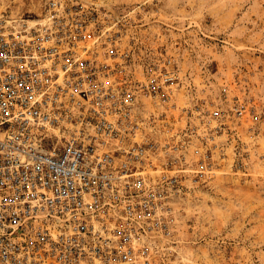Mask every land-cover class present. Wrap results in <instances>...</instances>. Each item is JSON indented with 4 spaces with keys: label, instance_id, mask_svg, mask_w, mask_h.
Segmentation results:
<instances>
[{
    "label": "built area",
    "instance_id": "built-area-1",
    "mask_svg": "<svg viewBox=\"0 0 264 264\" xmlns=\"http://www.w3.org/2000/svg\"><path fill=\"white\" fill-rule=\"evenodd\" d=\"M122 38L94 1H0V264H150L169 233L188 151L153 142L144 105L180 76Z\"/></svg>",
    "mask_w": 264,
    "mask_h": 264
},
{
    "label": "rangeland",
    "instance_id": "rangeland-1",
    "mask_svg": "<svg viewBox=\"0 0 264 264\" xmlns=\"http://www.w3.org/2000/svg\"><path fill=\"white\" fill-rule=\"evenodd\" d=\"M88 1L121 20L131 64L171 57L180 76L144 105L153 142L184 141L190 164L150 264H264V0Z\"/></svg>",
    "mask_w": 264,
    "mask_h": 264
}]
</instances>
